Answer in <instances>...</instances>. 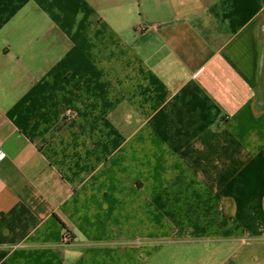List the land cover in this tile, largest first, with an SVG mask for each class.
I'll list each match as a JSON object with an SVG mask.
<instances>
[{
  "label": "crops",
  "instance_id": "1",
  "mask_svg": "<svg viewBox=\"0 0 264 264\" xmlns=\"http://www.w3.org/2000/svg\"><path fill=\"white\" fill-rule=\"evenodd\" d=\"M0 264H264V0H0Z\"/></svg>",
  "mask_w": 264,
  "mask_h": 264
},
{
  "label": "built area",
  "instance_id": "2",
  "mask_svg": "<svg viewBox=\"0 0 264 264\" xmlns=\"http://www.w3.org/2000/svg\"><path fill=\"white\" fill-rule=\"evenodd\" d=\"M4 156H5L4 154H0V159L4 158Z\"/></svg>",
  "mask_w": 264,
  "mask_h": 264
}]
</instances>
